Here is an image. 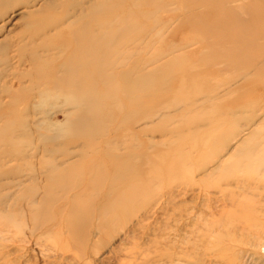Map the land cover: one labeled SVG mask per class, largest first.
<instances>
[{"label": "rangeland", "instance_id": "obj_1", "mask_svg": "<svg viewBox=\"0 0 264 264\" xmlns=\"http://www.w3.org/2000/svg\"><path fill=\"white\" fill-rule=\"evenodd\" d=\"M71 1L0 0V44L6 43L12 56L0 61L1 144L8 133L21 134L6 151L0 147V264H264L263 252L251 255L254 246L245 240L246 233L222 224L232 214L243 213L233 198L256 205L255 221L261 214L264 219V67L258 66L262 70L257 73L249 67L252 74L236 78L233 67L228 70L217 62L221 56L248 53L252 62L264 50V39L257 38L264 31V16L257 15L264 12V0H150V13L142 12L137 24L125 25L120 20L131 0H94L93 16L82 22H89L87 30L77 31L75 38L65 25L54 23L64 8L74 9ZM45 28L52 36L47 49L32 47L42 39L26 46L30 33ZM249 32L257 38L251 37L252 44ZM77 36H85L86 43H79ZM117 50L118 60L159 59L150 67L177 57L160 68L157 77L189 72L196 84L183 88L186 99L201 101L204 92L214 90L217 98L188 108L182 101L178 111L170 105L181 98L175 88L161 105H167L171 121L157 116L135 128L147 127L136 136L145 143L141 149L130 136L120 140L116 135L125 130L114 128L123 121L101 115L106 102L76 110L53 87L71 75L74 66ZM33 52L40 58L32 60ZM115 84L102 85L95 95L107 96L106 86ZM39 89L45 91L41 99L36 96ZM198 89L203 93L196 95ZM50 101L60 106L50 107ZM45 116L50 119L42 120L40 130L23 125ZM53 122L71 132L59 137ZM74 126L95 136L104 126L112 131L98 152L85 155L80 151L84 138L72 133ZM45 134L50 139L45 140ZM243 139H249L243 153L230 152ZM64 141L75 152L71 160L79 164L66 178L81 184L67 190L60 185L66 179L48 180L59 173L53 166L55 158L62 157L57 149L65 148L57 143ZM254 144L257 150L245 154ZM20 148L36 155L15 157ZM142 151L150 159L141 160ZM220 157L221 169L236 174L219 184L223 170L211 177L207 172ZM128 170L135 174H126ZM249 173L253 179L244 184ZM93 186L99 189L81 193V188Z\"/></svg>", "mask_w": 264, "mask_h": 264}, {"label": "bare ground", "instance_id": "obj_2", "mask_svg": "<svg viewBox=\"0 0 264 264\" xmlns=\"http://www.w3.org/2000/svg\"><path fill=\"white\" fill-rule=\"evenodd\" d=\"M149 1L150 0H131L130 2H128V4L130 5L131 8L121 17V20H120L121 23L123 25H125V24H137L136 19L141 15L142 12L145 15H146V13L147 14L150 13L151 7H148V4L150 3ZM156 3L157 2H155V4ZM70 4H71V7H73L74 9H72V11H69V10H66V8H64V10H62L63 12L59 16V19L55 20L54 23H56V26L65 25V28H63V29L69 30V33H71L75 38V36L78 34L77 31H83L85 33V31L87 30L89 22L88 23H82V22L91 19V17L93 16V13H94V8L96 6V2L94 0H72ZM65 6H67V5H65ZM188 6H190V5H188ZM177 7L180 8V6H177ZM262 11L263 10H260L259 14H257V15L264 16V12H262ZM72 17H73V19L71 20ZM35 22L39 23L38 20H36ZM48 33H49V30H47L46 28L41 29V30H37L34 33H30L29 34V40L30 41L26 43V46L29 43H31V44L35 43L37 41V39H42L40 42L37 41V43H35V45H33L32 47L36 46L38 48L42 47V49H44V50L47 49L45 47L48 46V40H50L52 38V36L48 37ZM259 34H258L257 38L264 39V31H260ZM248 35L249 36L247 38V41H249L248 42L249 44L253 43L251 41V37L253 38V40H257V38L254 37V34H252V32H249ZM77 38L80 39L78 36H77ZM128 39H130V38H128ZM86 40H87V38H85V36H84L78 42L81 44H85ZM231 43L235 44L236 42L231 40ZM17 50L20 51L21 48H19ZM8 51H9V46L6 45V43L0 44V54H2L0 57V61L12 58V56L10 57V55H8ZM119 52L120 51L117 50L114 52V54H111L110 56H108L106 58H103L101 56H99L98 58L94 57L90 60V62L85 61L86 63L82 62L83 65L81 64L78 66H74L75 71L71 72L72 73L71 75H66L61 82L56 80L55 83L53 84V87L58 89V92L64 93L65 95L63 96V99H64L63 102L67 106H68V104L71 105L69 107L73 106V108L76 110L80 109L81 107H84V109L90 110L93 103H103L104 104L106 102V104H104L105 106L103 107V109L101 111V115L102 116L106 115V117H114L115 119L118 118L120 121H123L122 122L123 124L121 127L118 124L114 128L120 132L121 131L123 132L125 130L124 133H121L120 135H116V137L120 138V140L124 139V137L130 136L131 140H132V144L139 146L141 149L143 147V145H145V143L141 142L142 141L141 139L139 142L138 141L139 137H136V136L138 134H140V132L146 131L147 127H141L140 129H135V128H137L138 126H141V125H143V126L148 125V123L154 121L155 117H157V116L160 118L161 121H171L174 117H170L166 113L167 112V109H166L167 105L164 107L161 105L166 100L167 96L170 95L171 90H173L175 88H179V92H178L179 94H177V95H181L180 96L181 98L176 97L177 99L178 98L179 99L177 101H172L170 105L173 106L174 109H176L178 111H179V109H178L179 103L182 101H183L184 107L188 108V107L200 105L203 103L205 104L206 101H208L210 103L215 98H217L216 96L218 95V93H216L214 90V92H212V93L210 91L204 92L205 94H203L204 97H203V100H201V101L198 99V97L186 99V96H184L185 94H183V92H182L183 88H187L186 86H189V85L195 86V84H196L195 80L190 78L189 72H185L184 74L183 73L175 74V75H182L180 78H176L175 75H173L171 77H168L165 75H163L161 77H157V74H155V73L160 68L167 67L169 65V63L175 61V59H177V57L168 58L167 60L161 61V62L150 67V65L158 62L159 59H143V58L139 59V58H137V59L131 61V60H129V58L127 56H125L124 59L118 60L120 58L118 56ZM171 52L172 51H170L169 53H171ZM169 53L165 54L164 56L169 55ZM248 54H245L244 57H239V58H237L233 54L221 56V57H219V59H217L220 61H217V62L223 63L225 66L228 67V70H230V69L232 70V67H233L235 70V77L236 78L237 77L242 78V77L248 76L249 74L253 73L250 71L249 67H253L255 69L256 73L258 71L262 70V68H259L258 66L264 67V50H262L260 53L256 54L254 56V59L252 60V62L250 59H247ZM14 55L16 56L17 53H14ZM41 56H43V55H41ZM161 57H163V56H161ZM30 58H32V60H36V59L40 58V55L33 52V53H31ZM217 62H215V63H217ZM245 63H246V66H243ZM247 65H248V67H247ZM240 72H241V74H239ZM153 79H155L156 81H154ZM85 81L87 82L86 87H84ZM151 81L153 84H151ZM111 82L116 83V84L113 86H106L107 87L106 92L108 93L107 96L101 95V94L95 95V92L97 91V89H99V88L101 89L102 85H105V84H108ZM198 88H203V87H198ZM201 92L202 91L200 89H198V93L196 95H198ZM42 95L45 96V91H44V89H39L36 92V96H38L41 99ZM188 98H189V96H188ZM41 101L39 100V102H41ZM127 102H128V104H127ZM109 104H112V105L109 106ZM40 105L41 104L38 103V105H37V103H36L35 106L37 107ZM48 105L50 107H59L60 106L59 103L56 101L55 102L50 101L48 103ZM37 108L41 109V107H37ZM42 108H43V110H47V108H45V107H42ZM93 110H94V108H93ZM94 113H95V111H94ZM49 119H50L49 117L45 116L41 119L40 118L39 119H33V120L31 119L28 122V119L25 118V119H23L24 122H28V123H23V125L24 126L29 125L30 127H32V124H33V125H35V127H37V130H40L43 127V123H44L43 121H46ZM86 119L87 120H85V122L90 123L89 118H86ZM113 122H115V121H113ZM53 123H54V127L57 129L56 135H58L59 137L66 135V133L71 132V128H68L67 130L62 131V125L56 126L55 122H53ZM91 123H93L95 125L94 120H92ZM49 125L51 128L52 124H49ZM106 126L102 127L100 134L97 136L94 135V132L84 131L82 128H80V126L79 127H77V126L72 127V133H74V134L78 133V135L83 136V138H84L82 141L83 144H81V149H80V151L82 153H85V155H87L90 152H98L100 150L99 147L102 144L103 140L106 138H109L110 137L109 136L110 131H112V130H109V129H111L110 127H109V129H107L108 127H106ZM96 133H99L98 129L96 130ZM107 134L109 137L106 136ZM7 135L8 136H4V137H6V139L4 140L3 144H1L2 140L0 139V147H3L1 149V151H6L7 147L13 141H15V139L17 137H19L21 134L17 133V131L15 130V132H13L11 134L8 133ZM49 137H50L49 135L46 136V134H45V140L47 138L50 139ZM51 140H53V139H51ZM247 141H249V139L241 140L234 147L230 148V152L231 151H233L234 153L236 152V153H238V155L241 154V152L243 153L242 145H243V143H246ZM108 142H109V140H108ZM59 144L60 145L63 144L65 146L64 150L63 149L62 150L57 149L58 151H61L60 153L62 154V157L55 158L56 160L54 161L53 168L58 169L59 173H58L57 177H56V175H54V176H51L48 180L54 181L55 179H58V178L66 179V181L64 183L60 184V185H62L61 186L62 190H67L71 187L78 188V186L81 185L80 182L76 186L75 185L76 180H74V178H72V180H68L66 178L68 175H70L72 173V171H75L74 169L77 166H79V164H77V161L71 160L73 158V156H75V152L68 149V144H66V141H64L63 143H57L58 147L63 148L64 146H60ZM253 146H255V147H250L245 152V154L246 153H248V154L254 153L257 149L254 150L256 148L255 144ZM243 148H245V147H243ZM45 150H48V149L46 148ZM144 153L145 152H143L142 154H138L140 156L141 160L143 158L150 159V155L149 154L145 155L147 153H145V154ZM35 155H36L35 150L30 151L27 148H20V149L16 150V152L14 154L15 157H19V158H27V157L30 158V157H33ZM139 156H137V159H139ZM261 157H262V153H261ZM226 159H225V161H226ZM223 160H224V158L220 157L218 164L215 167H212L207 172V174L208 173L210 174L209 177H211V176L216 175L217 172H220L223 170V174H221V177L219 178V184H220V181L227 180L228 178H230L236 174L234 171L228 172L229 170L224 172V169H226V167L221 169V166L224 165L223 164L224 162H222ZM229 160H231V159H229ZM80 162H82V161H80ZM92 164L93 163H91V165ZM237 164H235V165H237ZM239 166H242V163H239L238 167ZM125 169L126 168L122 169V171H119L115 175L117 176L120 173L123 174L124 173L123 171ZM103 170H104V167L102 168V171ZM127 173L130 175H134L135 171L131 170L129 172V170H128L126 172V174ZM138 173H140V170L138 171ZM237 173H238V171H237ZM246 174H248V173H246ZM113 175H114V173H113ZM262 176H263V179L259 178V180L260 179L264 180V174ZM252 179H253V177L249 173V175L247 177H245V182H243V183L245 184L246 181L251 182ZM255 181L259 182L258 180H255ZM105 183H107V182L105 181ZM113 186H114V183H112V188H113ZM0 187H1V184H0ZM98 189L99 188L96 186H93L90 189L84 187V188H81V193L82 192L85 193L86 191L87 192L88 191L91 192L94 190L97 191ZM125 194H126V192L122 193L123 198H125V196H126ZM122 197L120 196V200L122 199ZM49 199H52V198H49ZM231 201L234 202L235 204L234 203L233 204L236 206L241 205L240 209L242 210L243 213L240 215L232 214V216L225 219V221H223V223L221 221H218V223H215V224H217V226H219V224L221 222L223 224V226H226L227 230H230L229 229V227H230L233 231L238 230L242 234L246 233V236L248 238H246L245 240L247 241V239H248L247 243L252 244L254 246L252 249L251 255H254L258 252L264 253V219L261 218L262 214L259 215L260 219H258V220L256 219V221H255V216H256L255 211L257 210L256 205L254 206L250 203H246L245 200L235 202L234 198L231 199ZM260 206H258V207H260ZM261 207H263V205ZM260 210H263V209H260ZM257 213H259V212H257ZM223 231H226V230L223 229ZM227 232H229V231H226V233ZM221 238H223V240L225 238L229 239L228 235H225V234H221ZM231 240L235 241L234 238H232ZM229 241H230V239H229ZM254 248H256V249L258 248V249L256 250ZM249 257H251V256H249Z\"/></svg>", "mask_w": 264, "mask_h": 264}]
</instances>
